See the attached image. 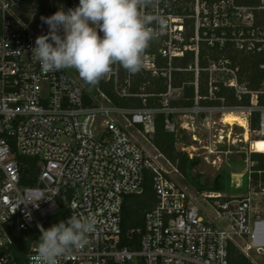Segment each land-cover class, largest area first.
<instances>
[{
  "label": "built area",
  "instance_id": "obj_1",
  "mask_svg": "<svg viewBox=\"0 0 264 264\" xmlns=\"http://www.w3.org/2000/svg\"><path fill=\"white\" fill-rule=\"evenodd\" d=\"M29 1L0 0V264H230L231 245L253 264L259 263L251 254L264 264V218L257 216L253 196L206 198L214 201L216 217L230 227L208 221L159 158L174 173L178 169L151 143L158 114L166 115L165 129L176 135V114L245 108L228 107L226 98L217 95L222 87L238 102L251 96L248 108L260 115L255 132L264 142V106L259 105L264 82L260 91H250L228 56H264V0L252 5L186 0L193 2L192 9L183 8L180 0H103L98 5L96 0H71L70 17L95 16L99 26L93 42L101 43L102 56L112 50L113 68L102 67L101 74L113 81L119 97L141 98L138 109L118 108L95 80L72 63L77 74L58 61L47 44L54 42L62 51L63 41L76 42L67 38V18L64 40L53 41L41 31L39 20L36 30L22 20ZM33 11L41 20L39 4ZM203 49L205 68L199 64ZM189 52L195 55L194 64L176 68L175 61ZM173 72L194 74V107L173 105L184 96L183 88L172 86ZM203 73L205 97L199 95ZM137 74L165 79L167 92L132 94ZM82 79L94 81L98 95H91ZM150 98L159 103L150 106ZM206 100L221 105H202ZM137 127L144 128L158 155L134 139L130 129ZM147 173L153 176L156 203L145 215L139 248L130 249L121 245L123 206L128 196L143 193ZM63 211L69 223L47 231L51 218ZM25 235L37 243L20 253Z\"/></svg>",
  "mask_w": 264,
  "mask_h": 264
},
{
  "label": "trees",
  "instance_id": "obj_2",
  "mask_svg": "<svg viewBox=\"0 0 264 264\" xmlns=\"http://www.w3.org/2000/svg\"><path fill=\"white\" fill-rule=\"evenodd\" d=\"M245 5L256 4L260 0H239ZM97 5L103 0H96ZM96 5V7H97ZM41 22L40 29L47 37L53 41L64 40V20L72 15L71 0H41ZM62 52L66 59L72 63L76 69L80 70L87 78L95 80L100 89L112 100L115 106L121 109H138L143 106L142 99L138 97L121 98L114 92L113 81L107 82L101 74L102 67L106 70L113 68L112 50L106 49L102 56V48L100 42H66L63 41ZM207 53L206 49L201 52L199 64L200 67L207 66V60L204 58ZM228 56L233 60L235 65L240 67V81L246 83L249 90L253 92L260 91L261 85L264 82V70L261 65L264 64V56L245 55L236 52H230ZM194 53H187L185 58L175 61L176 68L185 69L189 65L194 64ZM164 61H162L163 63ZM126 77L122 76V80ZM132 94H165L168 90L166 80L163 78L154 79L145 74H137L132 77ZM194 82V74L191 72H173L172 86L174 88H183V99L176 101L173 105L192 108L195 105L194 99L196 94ZM145 88L144 91L141 89ZM199 95L205 97L208 95L207 76L203 73L199 82ZM218 97L226 98L228 107L242 106L245 108L251 107V96L244 98L243 102H238L231 90L227 88L221 89L217 94ZM88 104L92 105L93 101L86 97ZM159 98L148 99L150 106H155L159 103ZM205 106H219V101H203ZM259 105L264 106V96L259 97ZM259 113L253 112L249 123L252 131H256L259 127ZM166 115L158 114L156 117L155 131L152 138V143L155 148L163 154L166 159L174 165L178 171L186 175L189 164V157L185 152L177 150V136L166 131L164 126ZM144 130L143 127H140ZM251 160L256 164L252 168V177L254 185L264 183V146L252 147ZM26 164H35V161H25ZM25 184L33 185V180H25ZM156 197L153 188V176L147 173L144 191L140 195L128 196L125 199L123 206L122 220V243L123 247L130 249H138L141 238L144 233V220L146 213L155 205ZM69 217L65 211L60 212L55 217L51 218L46 226L47 231H53L57 228H62L69 223ZM27 239L20 244V253L26 252L32 243H37V240L25 235L23 239ZM5 253V251H4ZM230 264H253V262L237 247L231 245L229 248Z\"/></svg>",
  "mask_w": 264,
  "mask_h": 264
},
{
  "label": "rangeland",
  "instance_id": "obj_3",
  "mask_svg": "<svg viewBox=\"0 0 264 264\" xmlns=\"http://www.w3.org/2000/svg\"><path fill=\"white\" fill-rule=\"evenodd\" d=\"M180 1L183 8L192 9L193 2ZM36 3L40 5L41 0H30L21 13L22 20L31 24L33 30L37 29L38 20L39 23L41 22L39 13L33 11ZM95 13H99L98 6L95 8ZM103 29L106 30V26ZM47 48L58 61L66 64L70 72L76 73L72 64L63 59V52L54 42L47 44ZM82 81L91 95H98L94 81L88 82L83 79ZM254 111L257 110L226 108L212 113L200 112L199 115L192 113L187 117L176 114L173 117L178 128L176 147L178 151L185 152L189 157L187 174L174 173L173 168L159 158V161L172 172L171 176L175 181L188 190L194 201L204 211L206 219L225 228H229V224L216 217L214 201H206V198L215 194H221L227 198H244L252 195L257 203V216L264 218V183L254 185L252 177V168L256 165L251 160L252 147L264 146V142L250 128L249 120ZM228 114H235L247 122L248 140L245 138L247 133L245 128L238 124L231 126L223 122ZM130 132L146 151L158 155L152 144L146 140L147 138L151 141L146 132L140 131L138 127L131 128ZM251 257L262 264L263 259L256 254H251Z\"/></svg>",
  "mask_w": 264,
  "mask_h": 264
},
{
  "label": "bare ground",
  "instance_id": "obj_4",
  "mask_svg": "<svg viewBox=\"0 0 264 264\" xmlns=\"http://www.w3.org/2000/svg\"><path fill=\"white\" fill-rule=\"evenodd\" d=\"M98 26H99V21L93 15L85 14V15H80L79 17L77 16L76 18H74V16L68 17L66 19V29L68 30L67 38L68 40H74V41L97 40ZM223 122L231 126L238 124L241 127L245 128L247 132L245 138L246 140H248V131H247L248 127L246 121H244L235 114H228L224 118Z\"/></svg>",
  "mask_w": 264,
  "mask_h": 264
},
{
  "label": "water",
  "instance_id": "obj_5",
  "mask_svg": "<svg viewBox=\"0 0 264 264\" xmlns=\"http://www.w3.org/2000/svg\"><path fill=\"white\" fill-rule=\"evenodd\" d=\"M72 190H69L67 193L68 199L71 200L72 199Z\"/></svg>",
  "mask_w": 264,
  "mask_h": 264
}]
</instances>
